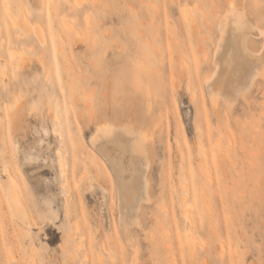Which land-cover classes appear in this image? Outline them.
Listing matches in <instances>:
<instances>
[{
    "label": "rangeland",
    "instance_id": "obj_1",
    "mask_svg": "<svg viewBox=\"0 0 264 264\" xmlns=\"http://www.w3.org/2000/svg\"><path fill=\"white\" fill-rule=\"evenodd\" d=\"M79 1L0 0V264H264V79L232 112L204 84L226 10L264 28V0ZM102 125L148 153L129 246Z\"/></svg>",
    "mask_w": 264,
    "mask_h": 264
},
{
    "label": "bare ground",
    "instance_id": "obj_2",
    "mask_svg": "<svg viewBox=\"0 0 264 264\" xmlns=\"http://www.w3.org/2000/svg\"><path fill=\"white\" fill-rule=\"evenodd\" d=\"M93 5H95L94 1ZM100 5L99 7H101ZM232 6L234 8L235 5L232 4ZM244 13L235 8L229 11L226 10V15L223 18L220 17L222 18L218 24L220 36L215 45L212 60L215 68L211 75L204 80L210 103L216 105L221 97L228 111H231L234 107L238 97L248 99V94L257 78L264 79V28H260ZM12 22L17 25L14 19ZM68 25L70 26V24ZM190 25L195 33L196 26L193 21H190ZM69 26L68 28H73ZM34 31L40 44H43L45 41L41 29L35 28ZM19 36L21 37V35ZM251 36L263 39L260 50H255L251 46ZM59 38L61 42L64 40L61 36ZM90 41L92 45H98L99 43V40L95 37L91 38ZM82 43L85 44V40ZM59 52L63 53L60 49ZM89 61H91V58ZM28 62V58L22 55L18 67L21 69L31 67ZM40 65L46 68L45 60L41 59ZM70 82L67 81L66 83ZM91 145L102 155L110 172L112 171L111 174L113 173L115 176L120 196V229L126 244L128 246L129 244L133 245L130 229L133 226L137 227L139 224L138 213L141 209V203L149 202L151 199L149 194L150 183L146 175L149 160L144 139L140 132L131 126L102 125L97 127L95 134L92 136ZM243 151L245 152V149ZM118 156L121 158H118ZM17 193L14 188H11L8 200L14 213L18 217L24 218L25 212L22 200ZM188 242L187 240L184 241L187 246ZM131 245L130 247L133 248L134 246Z\"/></svg>",
    "mask_w": 264,
    "mask_h": 264
}]
</instances>
